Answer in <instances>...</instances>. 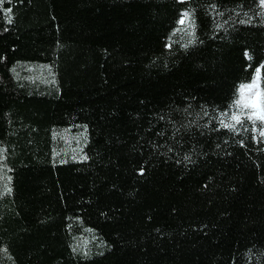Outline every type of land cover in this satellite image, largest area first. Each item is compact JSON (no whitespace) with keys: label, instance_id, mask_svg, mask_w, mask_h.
<instances>
[{"label":"trees","instance_id":"1","mask_svg":"<svg viewBox=\"0 0 264 264\" xmlns=\"http://www.w3.org/2000/svg\"><path fill=\"white\" fill-rule=\"evenodd\" d=\"M261 65L262 0H2L0 264H264Z\"/></svg>","mask_w":264,"mask_h":264},{"label":"snow or ice","instance_id":"2","mask_svg":"<svg viewBox=\"0 0 264 264\" xmlns=\"http://www.w3.org/2000/svg\"><path fill=\"white\" fill-rule=\"evenodd\" d=\"M262 3H264V0H262ZM187 15L185 13V17ZM180 23L183 24L184 20L182 19ZM262 69H264V65L257 67L252 81L240 86L237 98L234 101L235 111L231 115L228 113L223 114L231 122L225 123L221 120L220 123L223 127L234 129L236 125L242 124V117H244L252 121L254 129H256V122H261V127H259L258 131L259 135L264 137V86L261 83Z\"/></svg>","mask_w":264,"mask_h":264},{"label":"rangeland","instance_id":"3","mask_svg":"<svg viewBox=\"0 0 264 264\" xmlns=\"http://www.w3.org/2000/svg\"><path fill=\"white\" fill-rule=\"evenodd\" d=\"M27 73H29V76L32 78H41V79H50V75L52 74L51 71L46 67H35V66H29L27 68ZM64 139H66L64 137ZM75 144L73 145V148L75 150H78L82 146L81 140H79V135L74 137ZM65 146V145H64Z\"/></svg>","mask_w":264,"mask_h":264}]
</instances>
